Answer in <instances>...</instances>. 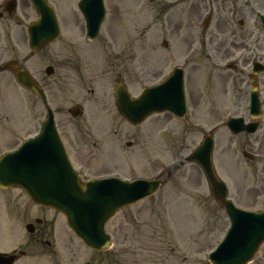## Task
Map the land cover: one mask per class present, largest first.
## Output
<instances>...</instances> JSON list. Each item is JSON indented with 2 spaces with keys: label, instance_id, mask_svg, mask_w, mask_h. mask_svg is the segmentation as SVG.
Listing matches in <instances>:
<instances>
[{
  "label": "rangeland",
  "instance_id": "rangeland-1",
  "mask_svg": "<svg viewBox=\"0 0 264 264\" xmlns=\"http://www.w3.org/2000/svg\"><path fill=\"white\" fill-rule=\"evenodd\" d=\"M5 1L0 0V65L17 60L44 88L57 127L74 144L71 159L82 180L107 175L163 177L217 124L218 120L208 118L209 113L202 114L199 126L193 123L191 112L180 120L159 113L132 128L122 123L114 109V75L107 70L114 58L121 64H136V79L128 84L133 94L152 80L144 71L149 63L167 59L170 66L175 62L176 0L163 1L172 8L168 35L161 33V17L156 14L161 0H104L106 17L99 36L91 41L85 38L84 20L77 10L79 0H49L61 34L36 53L27 44L26 24L37 17L30 1L17 0L10 16L4 12ZM163 36L168 39V49L162 44ZM48 65L54 68L50 76L44 72ZM104 95L111 110L102 103ZM77 104L84 106V112L74 117L68 109ZM42 105L35 94L18 86L12 71L0 72V154L38 133L45 118ZM236 114L224 113L221 118ZM213 138L212 160L230 199L241 208L263 210L264 175L243 159L242 136L232 135L221 120ZM128 141L130 147L125 144ZM172 173L155 194L111 219L107 230L112 246L94 257L100 264H210L207 254L224 236L229 220L213 202L207 180L195 163H184ZM36 207L20 188L0 190V251L26 250L15 264L48 260L36 255L38 246L28 242L24 228L29 221L24 217L26 210ZM65 230L72 238V243L67 242L71 250H65L66 261L74 264L84 247ZM250 264H264V245Z\"/></svg>",
  "mask_w": 264,
  "mask_h": 264
},
{
  "label": "water",
  "instance_id": "water-1",
  "mask_svg": "<svg viewBox=\"0 0 264 264\" xmlns=\"http://www.w3.org/2000/svg\"><path fill=\"white\" fill-rule=\"evenodd\" d=\"M38 19L27 25L29 45L39 50L46 42L56 39L59 25L53 7L47 0H30ZM10 2L9 10L15 3ZM78 8L85 20L86 36L94 39L99 34L105 16L103 0H81ZM14 70L19 84L34 91L46 109V118L40 133L26 139L21 146L0 157V187L20 186L37 204L61 211L68 225L85 245L96 249H108L110 238L105 230L109 218L119 208L133 204L154 193L162 179H137L122 181L116 178L79 181V174L72 167L68 153L58 135L54 113L48 105L43 89L16 61H10L3 69ZM51 68L46 73H51ZM179 75L171 76L156 87L146 88L137 98H132L122 82L117 80L114 95L119 113L133 124H139L149 114L169 111L175 117L185 115L186 106L182 86L177 88ZM181 80H179V84ZM242 120L227 122L233 133L241 131ZM187 157L202 168L214 198L225 209L231 225L217 248L209 254L211 264H248L264 242V210L249 212L236 207L227 197L225 184L217 177L211 154L213 140L210 135ZM168 176H169V172ZM15 254L2 255L0 264H12Z\"/></svg>",
  "mask_w": 264,
  "mask_h": 264
},
{
  "label": "flooded vegetation",
  "instance_id": "flooded-vegetation-1",
  "mask_svg": "<svg viewBox=\"0 0 264 264\" xmlns=\"http://www.w3.org/2000/svg\"><path fill=\"white\" fill-rule=\"evenodd\" d=\"M163 1L156 14L161 17V33L168 35L172 8ZM174 5L178 55L170 66L167 59L149 63L145 74L153 80L158 76L165 78L177 68L181 70L187 109L196 126L203 113H209L208 118L213 121H219L224 113H241L245 124L255 122L253 132L239 133L243 138L240 148L247 165H255V170L264 175V0H176ZM162 44L169 48L164 36ZM114 59L108 74H120L123 81L131 84L130 80L137 76L136 64L132 61L125 65L118 57ZM106 95L102 103L111 110ZM78 105L83 113L84 106ZM253 107L258 113L255 119L250 118ZM215 128L216 123L213 131ZM60 131L72 154L70 136L68 139L65 131ZM24 217L29 218L25 224L28 242L38 246V255L48 257L50 264H67L65 250H71L67 242L72 243V239L59 213L37 206L33 211L26 210ZM25 252L19 250L21 255ZM94 257L86 256L83 263L100 264Z\"/></svg>",
  "mask_w": 264,
  "mask_h": 264
}]
</instances>
